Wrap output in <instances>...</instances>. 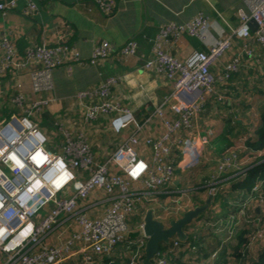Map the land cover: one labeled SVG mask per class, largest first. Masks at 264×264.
<instances>
[{
	"label": "built area",
	"instance_id": "2783aa9c",
	"mask_svg": "<svg viewBox=\"0 0 264 264\" xmlns=\"http://www.w3.org/2000/svg\"><path fill=\"white\" fill-rule=\"evenodd\" d=\"M97 2L106 13L115 4L114 0ZM247 2L249 10H238L240 24L236 28L224 31L208 50H196L185 59L175 58L164 45L183 33L205 41L212 26L210 18L201 13L190 22L172 21L163 25L154 44V58L145 68L164 74L172 81L173 88L144 121L138 122L128 107L113 100L116 78L77 93L86 122L111 116L112 130L129 131L104 162L96 161L90 143L83 136L73 139L67 134L61 152L49 149L47 135L32 118L47 100L32 102L21 116L10 118L0 127V264H102L120 244L136 246L129 264H143L147 241L144 220L138 224L139 234L134 239L131 217L151 209L149 203L158 204L161 193L168 194L173 211L179 212L187 206V194L184 191L174 194L169 188L174 185L179 170L202 161L203 145L210 143L213 132L201 135L198 124L206 102L211 96L221 101L224 93L218 90V84H225L233 73L240 71L245 56L255 58L257 54L250 41L255 39L264 44V0ZM15 6L16 0L0 3V11ZM36 9L34 2L27 0L25 13ZM252 22L256 23L254 30ZM0 37V46L6 49L0 60V73L9 69L22 71L35 61L43 63L33 74L36 90L43 87V78L50 77L53 68L66 59H79V54L65 44L36 45L21 57L6 34ZM237 39L242 41V49L223 65L219 74H214L213 67ZM136 49V40L130 39L116 55L126 58ZM111 56L110 44L103 42L95 47L91 62L95 64ZM97 97L101 100L96 102L93 98ZM14 100L19 105L26 103L21 96ZM154 123L159 131L149 132ZM241 165L235 155L221 156L218 172L209 184L210 194H217L222 175L240 170ZM262 183L260 180L251 190L248 200L259 192ZM260 198L264 203V196ZM244 206L245 203L241 204L242 209ZM164 215V212L154 214L168 226ZM248 220L255 222L254 217ZM224 229L230 236L234 233L222 223L215 226L218 232ZM261 239H264V227L251 237V243ZM181 243L178 237H173V247L165 252L159 250L153 264H169V253L175 252ZM188 247L195 249L192 243Z\"/></svg>",
	"mask_w": 264,
	"mask_h": 264
},
{
	"label": "crops",
	"instance_id": "0c3cea01",
	"mask_svg": "<svg viewBox=\"0 0 264 264\" xmlns=\"http://www.w3.org/2000/svg\"><path fill=\"white\" fill-rule=\"evenodd\" d=\"M10 1L0 0V3ZM31 1L36 5V11L25 13L27 0H16L15 8L0 11V36L6 34L21 57L36 45L65 44L79 54V59H66L53 68L51 76L43 78L40 90L35 89L33 77L34 71L44 66L40 61L33 62L22 71L9 69L0 73V127L10 118L21 116L32 102L47 100L48 103L32 118L47 135L49 149L61 152L67 134L73 139L83 136L90 143L98 163L104 162L129 131L116 133L112 130L111 116L86 122L77 93L116 78L113 100L128 107L138 122H142L173 88L172 81L164 74L145 68V64L154 58V44L163 25L172 21L190 22L201 13L210 18L212 26L205 41L183 33L164 45L175 58L185 59L196 50H208L224 31L236 28L240 24L239 9L249 10L247 0H114L110 13L102 11L97 0ZM130 39L137 42L136 52L120 58L117 51ZM103 42L110 44L113 56L93 64V51ZM250 46L257 54L256 59L244 57L241 74L229 79L228 86L218 84V90L224 93L223 99L218 101L216 96L208 98L206 110L199 117L201 135H207L210 130L213 132L209 145H203L202 161L179 170L174 185L169 188L174 194L184 191L187 206L179 212L173 211L167 193L159 194L161 200L158 204H147L155 216L164 212L169 223L171 219L181 217L186 210L207 202L211 195L209 184L218 172L221 156L235 155L242 164L240 170H231L221 176L217 194L212 196L209 208L184 227L186 240L181 241V246L175 251L177 253H169L174 264H252L264 252V239L256 241L242 260L232 256L229 248L237 245V236L248 224L261 222L260 226L264 227V203L254 198L248 200L251 190L264 177L256 180L250 190L237 185L244 181L250 169L261 164V169L264 167V148L253 149L250 145L261 122L264 47L255 40L250 41ZM240 49L242 41L237 39L232 49L213 67L214 74H219L223 65ZM5 55L6 49L0 46V60ZM17 96L24 98L26 103L19 105L14 100ZM93 100L97 102L101 98ZM151 131H159L157 124H152ZM108 143L114 145L109 146ZM260 190L264 191V181ZM244 203L242 209L241 204ZM145 210L134 215L140 218L135 226L137 229L131 226L134 239L139 234L138 224L147 213ZM250 217H254L255 222H249ZM219 223L234 233L230 236L225 229L216 231L215 226ZM188 243H192L195 249L191 250ZM173 245L172 238L170 244L160 251L165 252Z\"/></svg>",
	"mask_w": 264,
	"mask_h": 264
},
{
	"label": "trees",
	"instance_id": "16d2710c",
	"mask_svg": "<svg viewBox=\"0 0 264 264\" xmlns=\"http://www.w3.org/2000/svg\"><path fill=\"white\" fill-rule=\"evenodd\" d=\"M252 40H255V39H252ZM257 43L264 47V44H261L258 41H257ZM241 69H242V67H241ZM241 69L239 72L233 73L232 76L229 77V79L234 78L235 76L237 77L238 75H240L241 71H242ZM227 82H228V80L226 81L225 84H227ZM227 86H228V84H227ZM262 99L263 100H262V103L260 106L261 122L259 124V127L256 130V133H255L256 135L253 137V139L251 140V143H250V145L252 146L253 149H263L264 148V98H262ZM260 166H263V165L261 164V165H258L256 167H253L252 169H250V171H249L247 177L244 179V181H241L237 185L238 186L240 185L243 188L250 190L253 187V185L255 184L256 180L262 179L264 177V167H263V169H261ZM139 221H140V218L138 216H133L130 219V225L131 226L136 225ZM260 223H258V224H256V222L253 224L247 223L248 226L245 229H243V231L237 236V245H234L233 247L229 246V248L231 249V255L232 256H234L237 259H241V260L246 258V256L250 252L251 248H253L252 246L254 244V242L251 243V237L257 232V230L262 228L260 226ZM175 237H177V236H175ZM180 241H182V240L180 239ZM169 244L170 243H168V244L161 243L159 250H162L164 247L168 246ZM124 246L126 247V249ZM135 248H136V246H134L133 248H129L127 246V244H120L115 248L114 252L112 253V258L111 257H105L104 258L105 261L102 264H109L108 262L110 260L115 261L114 264H120V262H121V264H126L127 261L129 264V257L131 256V254L133 253ZM175 253H177V252H173L171 254H175ZM169 264H174L172 261V258L169 259ZM252 264H264V252Z\"/></svg>",
	"mask_w": 264,
	"mask_h": 264
},
{
	"label": "water",
	"instance_id": "95a60500",
	"mask_svg": "<svg viewBox=\"0 0 264 264\" xmlns=\"http://www.w3.org/2000/svg\"><path fill=\"white\" fill-rule=\"evenodd\" d=\"M251 28L252 30L256 28L255 22L251 23ZM212 196L210 195L207 202L203 205L186 210L179 218L171 219L168 226L162 221L157 220L153 209H149L145 215L143 227L144 234L147 237L143 264H153V258L158 253L161 243L168 244L175 236L181 240H185L187 234L184 231V227L209 208Z\"/></svg>",
	"mask_w": 264,
	"mask_h": 264
},
{
	"label": "rangeland",
	"instance_id": "374dc122",
	"mask_svg": "<svg viewBox=\"0 0 264 264\" xmlns=\"http://www.w3.org/2000/svg\"><path fill=\"white\" fill-rule=\"evenodd\" d=\"M124 132H126V131H124ZM108 145L110 146V145H114V143H108ZM263 181H264V179H263ZM262 196H264V191H260L259 190V192H256V194H255V196H254V199L255 200H257L258 202H260V203H262V200H263V198H260V197H262ZM136 225H133V228L135 229L136 227H135ZM137 229V228H136ZM114 261H109L108 263L109 264H111V263H113Z\"/></svg>",
	"mask_w": 264,
	"mask_h": 264
},
{
	"label": "clouds",
	"instance_id": "9594fccd",
	"mask_svg": "<svg viewBox=\"0 0 264 264\" xmlns=\"http://www.w3.org/2000/svg\"><path fill=\"white\" fill-rule=\"evenodd\" d=\"M37 183H39V182H37Z\"/></svg>",
	"mask_w": 264,
	"mask_h": 264
}]
</instances>
